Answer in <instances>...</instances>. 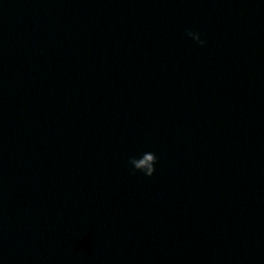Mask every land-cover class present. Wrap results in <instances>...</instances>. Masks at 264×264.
Returning a JSON list of instances; mask_svg holds the SVG:
<instances>
[{
  "label": "clouds",
  "instance_id": "9594fccd",
  "mask_svg": "<svg viewBox=\"0 0 264 264\" xmlns=\"http://www.w3.org/2000/svg\"><path fill=\"white\" fill-rule=\"evenodd\" d=\"M186 34L200 45L205 43L200 39V35L197 32L188 30ZM128 163L132 166L134 171L143 172L146 176L151 177L155 172L154 165L157 163V156L153 152H145L139 158L135 156L130 157Z\"/></svg>",
  "mask_w": 264,
  "mask_h": 264
}]
</instances>
